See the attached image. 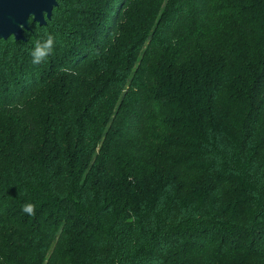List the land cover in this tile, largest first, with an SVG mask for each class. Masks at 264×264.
Segmentation results:
<instances>
[{"label":"trees","instance_id":"1","mask_svg":"<svg viewBox=\"0 0 264 264\" xmlns=\"http://www.w3.org/2000/svg\"><path fill=\"white\" fill-rule=\"evenodd\" d=\"M24 36L0 40V264H264V0H57Z\"/></svg>","mask_w":264,"mask_h":264},{"label":"water","instance_id":"2","mask_svg":"<svg viewBox=\"0 0 264 264\" xmlns=\"http://www.w3.org/2000/svg\"><path fill=\"white\" fill-rule=\"evenodd\" d=\"M56 6L57 0H0V40H25L30 21L45 24Z\"/></svg>","mask_w":264,"mask_h":264},{"label":"clouds","instance_id":"3","mask_svg":"<svg viewBox=\"0 0 264 264\" xmlns=\"http://www.w3.org/2000/svg\"><path fill=\"white\" fill-rule=\"evenodd\" d=\"M56 37L50 33L45 32L37 39L29 51L31 63L33 65H40L46 63L55 50ZM36 206L32 202H25L20 206V211L28 216L35 214Z\"/></svg>","mask_w":264,"mask_h":264}]
</instances>
